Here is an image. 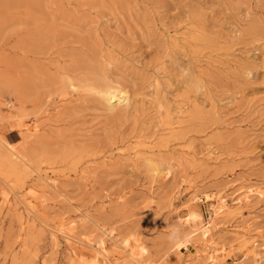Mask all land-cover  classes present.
<instances>
[{
  "label": "rangeland",
  "instance_id": "1",
  "mask_svg": "<svg viewBox=\"0 0 264 264\" xmlns=\"http://www.w3.org/2000/svg\"><path fill=\"white\" fill-rule=\"evenodd\" d=\"M99 242L264 264V0H0V264Z\"/></svg>",
  "mask_w": 264,
  "mask_h": 264
},
{
  "label": "bare ground",
  "instance_id": "2",
  "mask_svg": "<svg viewBox=\"0 0 264 264\" xmlns=\"http://www.w3.org/2000/svg\"><path fill=\"white\" fill-rule=\"evenodd\" d=\"M108 92H109V94L111 95V101L112 102H115V101H117V100H123V99H125L128 95H127V92H125V91H123V90H120V89H118V88H115V87H109L108 88ZM120 102V101H119ZM7 141V140H6ZM11 154H12V152H11ZM158 165V164H157ZM158 167V166H157ZM157 167H155V168H153L154 169V171L156 172V174H157V171H158V169L159 168H157ZM168 175L169 174H171L172 172H171V170H167V172H166ZM159 174H160V172H159ZM164 174V173H163ZM166 175V174H165ZM167 176V175H166ZM33 189V188H32ZM35 192V191H34ZM242 195V194H241ZM34 196V195H33ZM251 196V195H250ZM249 196V197H250ZM246 198H248L247 196H246ZM236 200H239V199H236ZM216 207V206H215ZM227 207H228V204H227V202L224 200L223 202H222V205L219 207V209L217 210V214H221V213H225L227 210ZM216 212V211H215ZM188 221V220H187ZM240 228V227H239ZM243 229H245V227L243 228ZM248 230H249V228H248ZM247 230V231H248ZM203 232H202V234L204 235V236H208V226L207 227H205V229L204 230H202ZM195 232V231H194ZM249 232L250 231H248V234H249ZM192 233V232H191ZM244 234V233H243ZM71 236V235H70ZM208 239H209V237H208ZM92 241V240H91ZM100 241V240H99ZM102 241V240H101ZM104 241V240H103ZM106 241V240H105ZM107 242V241H106ZM207 242V241H206ZM107 244V243H106ZM205 244H207V243H205ZM210 244V243H209ZM211 245V244H210ZM93 246V245H92ZM209 246V245H208ZM97 247H98V250H96L95 252H94V258H93V260H92V263L93 264H99L100 262H103V261H101L100 260V258H101V256H103V258H104V262H103V264H111L110 263V258L108 257V255H107V252H106V245H105V242H99L98 244H97ZM73 251H74V253L76 254V255H79V254H85V252L84 251H82V250H77L76 249V247L75 246H73ZM109 252V251H108ZM212 254V253H211ZM210 257V256H209ZM110 260V261H109ZM112 263H113V261H111Z\"/></svg>",
  "mask_w": 264,
  "mask_h": 264
},
{
  "label": "crops",
  "instance_id": "3",
  "mask_svg": "<svg viewBox=\"0 0 264 264\" xmlns=\"http://www.w3.org/2000/svg\"><path fill=\"white\" fill-rule=\"evenodd\" d=\"M5 137L8 142L14 143L21 139V134L18 130H10L6 133Z\"/></svg>",
  "mask_w": 264,
  "mask_h": 264
}]
</instances>
